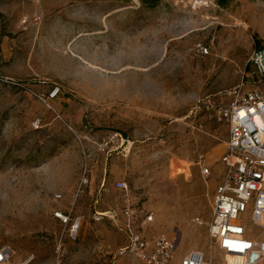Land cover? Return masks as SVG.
Listing matches in <instances>:
<instances>
[{
    "label": "rangeland",
    "instance_id": "374dc122",
    "mask_svg": "<svg viewBox=\"0 0 264 264\" xmlns=\"http://www.w3.org/2000/svg\"><path fill=\"white\" fill-rule=\"evenodd\" d=\"M219 1L0 0L6 264H145L94 219L123 222L128 203L136 225L154 211L142 230L176 242L173 264L194 249L225 264L208 232L228 137L216 109L252 80L264 0ZM242 225L264 241L251 210Z\"/></svg>",
    "mask_w": 264,
    "mask_h": 264
},
{
    "label": "built area",
    "instance_id": "2783aa9c",
    "mask_svg": "<svg viewBox=\"0 0 264 264\" xmlns=\"http://www.w3.org/2000/svg\"><path fill=\"white\" fill-rule=\"evenodd\" d=\"M202 48L208 52L206 47ZM249 63L252 80L248 78L247 85L231 89L228 104L216 109L228 124V137L221 156L225 172L216 186L208 232L225 264H259L264 260V241L248 236L242 225L244 215L251 210L252 222L264 235V45L253 50ZM201 173L208 178L210 169L202 168ZM116 187L128 190L127 182L123 180L117 181ZM136 210V206L126 204L122 209L123 222L113 209L96 212L94 219H112L126 234L127 243L118 248L117 256L134 255L145 264H173L176 242L164 234L153 238L146 236L142 229L154 220L155 213L141 211L143 219L136 225ZM59 216L63 217L62 214ZM79 224L80 219L76 229ZM11 257L8 246H1L0 264H6ZM30 260L19 264H27ZM214 263L213 256L207 257L204 252L194 249L178 264Z\"/></svg>",
    "mask_w": 264,
    "mask_h": 264
},
{
    "label": "trees",
    "instance_id": "16d2710c",
    "mask_svg": "<svg viewBox=\"0 0 264 264\" xmlns=\"http://www.w3.org/2000/svg\"><path fill=\"white\" fill-rule=\"evenodd\" d=\"M219 2H220L221 4H223V5L225 4L224 0H222V1H219Z\"/></svg>",
    "mask_w": 264,
    "mask_h": 264
}]
</instances>
